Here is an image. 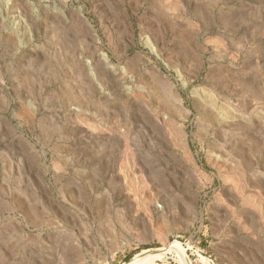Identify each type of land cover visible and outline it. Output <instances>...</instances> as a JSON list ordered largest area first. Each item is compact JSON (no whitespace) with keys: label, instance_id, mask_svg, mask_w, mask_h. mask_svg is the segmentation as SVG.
Instances as JSON below:
<instances>
[{"label":"rangeland","instance_id":"obj_1","mask_svg":"<svg viewBox=\"0 0 264 264\" xmlns=\"http://www.w3.org/2000/svg\"><path fill=\"white\" fill-rule=\"evenodd\" d=\"M144 250L264 264V0H0V264Z\"/></svg>","mask_w":264,"mask_h":264},{"label":"bare ground","instance_id":"obj_2","mask_svg":"<svg viewBox=\"0 0 264 264\" xmlns=\"http://www.w3.org/2000/svg\"><path fill=\"white\" fill-rule=\"evenodd\" d=\"M163 254V253H162ZM151 255V251L149 250H144L142 251L140 254H138L133 260H131L130 262H125L123 264H143L145 260H147L148 256ZM159 256V254L155 255ZM154 257V258H155ZM161 257V256H160ZM153 258V259H154ZM147 264V263H146Z\"/></svg>","mask_w":264,"mask_h":264}]
</instances>
